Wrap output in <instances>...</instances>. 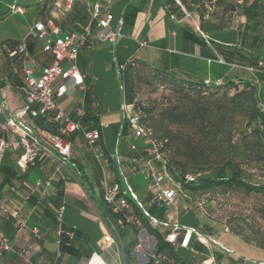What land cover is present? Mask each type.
Listing matches in <instances>:
<instances>
[{
	"label": "crops",
	"instance_id": "obj_1",
	"mask_svg": "<svg viewBox=\"0 0 264 264\" xmlns=\"http://www.w3.org/2000/svg\"><path fill=\"white\" fill-rule=\"evenodd\" d=\"M245 1L249 3L252 0ZM183 2L185 7L179 9L173 5L172 0H74L71 9L66 11L65 0H0V51L4 48L9 52L10 46L13 48L17 45L37 19L53 20L60 27L63 36L69 29L73 33H79L81 25L76 20L66 24L69 29H66V26L62 29L66 17L72 11L81 9L82 13L77 17L78 20L85 16L89 20L92 6L99 4L101 17L112 15L110 30L120 35L118 46L128 48L133 44L147 43L146 47H138L132 58L142 59L151 66L168 72L180 70L193 73L196 60H202L203 64L205 62L212 72L219 71L218 64L205 58L210 53L208 48L190 43L182 36L184 28L193 31L197 28L198 18L203 9H197V4L205 0ZM12 5L22 8L23 12L10 11L9 7ZM129 5L141 7L136 13L132 27L122 24V17ZM200 22L215 43L231 49H243L246 54L252 52L253 48H259L264 38V18L256 21L258 29L255 32H247L244 37L245 28L250 23L246 21L240 9H235L232 0H219L214 14ZM99 31L95 24H92L88 42L78 50L77 55L78 70L86 86L91 88L86 97V105L97 116L99 144L107 157L103 167L108 178L119 181L126 178L128 182L129 175L141 176L146 182V192L141 197L136 195L142 199L148 192L147 179L143 173L130 174L127 170L126 156L135 140L129 121L121 108L123 97L115 60V45L101 42L98 39ZM13 66L14 64L10 69L5 64V57L0 52V102L5 105V113L18 111L24 103L23 96L18 92V87L23 84L22 72L21 70L15 72ZM41 68L42 66H39L36 69L35 75H39ZM232 76L247 77L248 74L240 71ZM67 87L66 95L57 100V105L65 114H72L81 97L71 83H67ZM0 120H4V115H0ZM0 137L9 139L6 133H1ZM43 145L50 150L51 156H40L35 164L27 169H22L18 165L21 148L15 151L6 150L0 155V204L7 201L8 197H12L13 203L20 204L17 227L12 223L2 222V228L9 237L12 250L0 256V264H85V252L90 255L98 253L107 264H117L114 257L117 248L127 252L131 242L129 235L134 239V230L131 228L116 230V246L110 248L113 253L108 254L110 249L101 250L99 243L105 235L103 223L112 222L114 218L102 200L96 170L97 168L100 170V167L93 162L92 156L79 137L70 145L71 156L75 159L80 172L69 163H62L49 142H43ZM152 157L150 155L146 160ZM10 173L14 174L13 177ZM20 176L33 185L36 181L40 182L31 193L29 201L23 200L21 191L8 194V186ZM58 183L62 185L63 195L61 201L57 202ZM180 201L182 207L184 203L181 199ZM61 202L64 203L62 224L64 229L75 231V246L83 254L79 259L66 254L61 255L59 251L56 212ZM176 208L179 211V205ZM181 209L183 210V207ZM189 213L190 211L187 212ZM185 216H180L176 212H172L171 215L167 213L168 218L179 223ZM33 228L38 230L40 239L34 237ZM125 238H128L126 244L123 243ZM120 242L125 247L122 248ZM211 252L212 249H205L204 255L208 258ZM225 261L228 264H244L241 260Z\"/></svg>",
	"mask_w": 264,
	"mask_h": 264
},
{
	"label": "trees",
	"instance_id": "obj_2",
	"mask_svg": "<svg viewBox=\"0 0 264 264\" xmlns=\"http://www.w3.org/2000/svg\"><path fill=\"white\" fill-rule=\"evenodd\" d=\"M218 1L205 0L197 4V9L203 8L198 18V30L184 28L182 36L190 43L208 48L210 53L205 58L218 64L219 71L212 72L205 62L204 64L201 62L202 60H196L193 73L180 70L164 71L142 59L132 58L138 47H146L147 43L146 46H141L139 43L128 48L118 46L119 42L114 44L123 103L131 106L132 112L138 117L139 124L146 133L145 137L132 142L134 149L129 151L126 159L128 162L135 159L146 160L151 155L153 157L149 162L152 168H161L164 163L169 176L177 184V199H181L183 205L189 208L185 212H194L199 220L198 226L188 227L197 229L205 237L216 241L222 234L229 232L244 243H255L256 248L264 250V233L261 228L255 227L257 217L254 214H243L234 210L223 217L214 218L209 214L212 208L206 206L208 212H205L202 207L204 203H210L212 200L220 206V201L228 200L229 197H238L241 200L255 197L262 201V207H258L257 213L258 217L264 220V57L254 53L255 48L246 54L243 49H231L219 45L209 37L200 20L214 14ZM172 2L179 9L185 7L183 0H172ZM232 3L235 9L241 10L246 21L250 23L245 28L244 37L247 32H255L258 29V25H255L256 21L264 18V0H252L249 3L245 0H232ZM140 10L141 7L127 6L122 24L132 27L136 13ZM81 13V9L72 11L66 17L62 29L65 26L69 29L66 24L76 20L81 25L79 27L81 32L90 22V18L88 20L86 16L78 20L77 17ZM92 24L95 23L92 22L91 26ZM71 33L73 32L69 29L67 34ZM202 36L207 38V41ZM18 44L13 48L10 46L9 50L15 49ZM27 51L37 69L39 66L47 67L52 62L51 54L43 52L36 40H27ZM0 52L5 57V64L11 69L15 60L9 57L6 49L2 48ZM240 71L247 73L248 76L238 78L232 76ZM205 81L208 83L205 84ZM22 86L23 84L18 87L19 93ZM84 86V93L79 92L81 99L78 103L83 104L84 115L80 118H76L73 114L68 115L89 130H97L100 133L97 116L86 105V97L91 88L87 87L85 82ZM32 123L53 137L58 134V126L47 118H33ZM76 137L85 144L82 132L72 134L66 140L72 143ZM146 149L152 151L145 152ZM88 152L92 156L89 150ZM92 160L94 162V159ZM70 163L79 170L75 159L71 156V150ZM96 170L100 186L101 171L98 168ZM256 173L262 177L261 181L255 180ZM13 175L10 173L11 177ZM185 175L193 176L194 181L186 182ZM109 181L119 182L115 179ZM31 186L33 184L20 176L8 186V194L21 191L29 201ZM10 188L16 192H12ZM56 190L58 202L63 195L61 183L57 184ZM148 195L146 193L141 200L146 202L149 199ZM10 199L12 197H8L7 201L9 202ZM62 205L64 206L63 202L60 206ZM146 208L153 216L165 219V207ZM2 222L12 223L17 227L16 220L6 219L0 214V227L9 239L2 228ZM61 227L62 234L57 236L61 255L81 258L83 254L75 246L74 229H64L63 224ZM147 230L156 241V253H165L178 264H189L177 257L178 250L175 251L164 242V234L149 228ZM70 231L74 232L71 240L67 236ZM136 235L137 231L134 230V239L130 242L127 253L132 249ZM191 247L196 254L187 252L202 264L207 259L204 255L206 248L195 240L192 241ZM212 252L217 256L215 259L218 262L224 258L219 251L214 252L213 249ZM89 256L90 254L85 252V264ZM225 264L228 263L225 261Z\"/></svg>",
	"mask_w": 264,
	"mask_h": 264
},
{
	"label": "built area",
	"instance_id": "obj_3",
	"mask_svg": "<svg viewBox=\"0 0 264 264\" xmlns=\"http://www.w3.org/2000/svg\"><path fill=\"white\" fill-rule=\"evenodd\" d=\"M74 0H65V9L69 11ZM12 12L22 13L23 9L12 5L9 7ZM112 15L107 14L100 16V5L94 4L90 11V22L79 33H71L62 35L61 29L50 19H37L30 26L28 33L23 37L18 46L9 52V57L15 60L13 70L17 72L21 70L23 75V86L20 88V94L23 96L24 103L22 107L14 113H5V105L0 102V115H4V120H0V134L6 133L8 140L0 137V155L6 150L15 151L22 149L18 157V165L22 169L33 166L36 160L42 156H51L50 150L43 145V142H49L52 149L56 152L62 163H70V142L66 140L72 134L82 132L85 145L91 152L94 161L99 165L101 170L100 186L102 189V199L113 216L112 222H104L105 235L99 246L102 251H107L112 246H116L115 232L116 230H124L131 228L137 231L135 242L132 249L127 254L125 251L117 248L114 257L117 264H178L173 258L165 253H156L154 237L148 232L147 228L160 232L166 244L175 251L185 250L192 254L196 251L191 247L193 240L203 245L206 249L211 250L213 246L221 250V254L227 251L222 248L218 241L205 237L197 229L185 226L177 220L167 217L159 219L153 216L146 207H165L176 205L177 184L169 176L165 169L164 163L161 168H152L149 160L135 159L127 161V170L130 174L143 173L148 181L149 199L144 202L134 192L132 187L123 178L124 186L121 182H110L108 174L104 169L107 157L100 147V133L97 130H89L83 126L78 120H74L70 115L65 114L58 108L57 100L64 97L68 91L67 83L80 93H84V78L77 67L78 50L85 46L90 35L91 23H95V27L100 30L98 39L101 42L115 44L120 35L110 30ZM195 30H198L195 28ZM205 41L207 38L202 36ZM36 40L43 52H48L52 56V62L49 66L43 67L39 75H35L36 65L27 51V40ZM146 46L145 42L140 43ZM205 84L208 82L205 81ZM219 84V82L217 83ZM122 111L129 121L130 128L133 133V139H140L146 136L145 130L140 126L138 117L132 112L131 106L122 104ZM76 118L84 115L83 104L80 103L72 113ZM43 117L52 121L58 126V134L53 137L44 130L37 128L33 123V118ZM18 138V139H17ZM147 144L150 142L147 140ZM134 149V146H131ZM146 149L145 152H151ZM156 158L158 155L156 154ZM73 168L74 166L71 165ZM79 172L76 173L78 175ZM186 182H193L194 177L185 175ZM40 185L36 181L30 187L31 194L35 188ZM12 192L14 189L10 188ZM23 200L27 201L28 197L23 195ZM10 199L0 204L1 214L6 219H19L20 204H15ZM184 211H188V207L182 206ZM176 209V207H175ZM64 206H60L56 212L57 229L56 235L62 234V214ZM146 225V226H145ZM32 233L36 239H40L39 232L36 228L32 229ZM68 239L74 237V232L67 233ZM69 243H67L68 245ZM12 250L10 240L5 236L0 227V256ZM129 254L134 255L136 262L133 263L129 259ZM21 255V254H20ZM119 260V261H118ZM86 264H107L102 256L98 253H92ZM202 264H225L224 258L218 262L214 258V253ZM246 264V263H245ZM264 264V263H260Z\"/></svg>",
	"mask_w": 264,
	"mask_h": 264
},
{
	"label": "rangeland",
	"instance_id": "obj_4",
	"mask_svg": "<svg viewBox=\"0 0 264 264\" xmlns=\"http://www.w3.org/2000/svg\"><path fill=\"white\" fill-rule=\"evenodd\" d=\"M254 53H257L261 57H264V38L262 43L260 44V47L256 48ZM255 180L261 181L262 177L256 173ZM119 182H121L122 186H124V182L122 179ZM128 183L139 197H141V195L146 192V182L141 176L134 177L129 175ZM261 202L262 201L260 199L255 197L242 199V200L238 197H229L228 200H221L220 206L216 204V201L212 200L210 203L208 202L204 203L202 207L205 212H208L206 206H208V208H212L211 209L212 211L211 213L209 212V214H211L214 218L223 217L228 212L234 210L237 211L238 213L249 214V215L254 214V216L257 217L255 219L256 220L255 227L261 228V231L264 233V220H261V218L258 217V213H257L258 207H262ZM176 205H175L176 207H178L179 205V211H177L178 208L175 209L174 206H170L169 208L166 209V212L169 215H171L172 212H176L179 213L180 216H185L187 212L184 213V211L181 209L182 204L179 198L176 200ZM198 221L199 220L195 215V213L190 212L182 219L181 223L187 226L196 227L198 226ZM129 239L132 242L133 236L129 235ZM127 241L128 238H125L123 243L126 244ZM218 243L222 246L224 250L227 251V253L224 254V258L227 260L232 259L236 262L241 260L244 261L246 264L264 263V250L256 248L255 243L246 244L229 232L222 234L221 237L218 239ZM124 244L120 242V246H122V248L125 247ZM213 249L214 252L216 250L221 252V250L217 249V246L216 247L213 246ZM112 253L113 251L112 249H110L108 254L110 255ZM176 255L179 259L184 260L189 264H200L199 260L195 259L194 256H192V254L188 253L185 250H178L176 252ZM128 256L131 262L133 263L136 262V258L134 257V255L129 254ZM214 258H216V255H214Z\"/></svg>",
	"mask_w": 264,
	"mask_h": 264
}]
</instances>
